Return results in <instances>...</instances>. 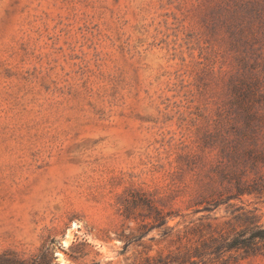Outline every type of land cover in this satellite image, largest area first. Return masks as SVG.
I'll list each match as a JSON object with an SVG mask.
<instances>
[{"label":"rangeland","instance_id":"rangeland-1","mask_svg":"<svg viewBox=\"0 0 264 264\" xmlns=\"http://www.w3.org/2000/svg\"><path fill=\"white\" fill-rule=\"evenodd\" d=\"M257 230L264 0H0V264H264L215 251Z\"/></svg>","mask_w":264,"mask_h":264},{"label":"trees","instance_id":"trees-1","mask_svg":"<svg viewBox=\"0 0 264 264\" xmlns=\"http://www.w3.org/2000/svg\"><path fill=\"white\" fill-rule=\"evenodd\" d=\"M262 241L264 242V230H257L250 233V235L246 238H243L241 241L237 238H233L232 241L227 242L224 246L217 245L215 247L216 253H221L223 249L226 251H230L233 249H244L246 253H249V251L254 252L255 251V241ZM177 260V259H175Z\"/></svg>","mask_w":264,"mask_h":264}]
</instances>
